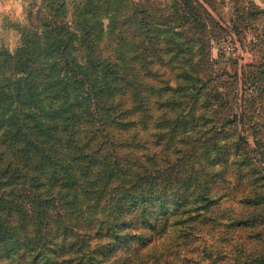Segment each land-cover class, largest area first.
Instances as JSON below:
<instances>
[{
  "label": "trees",
  "instance_id": "obj_1",
  "mask_svg": "<svg viewBox=\"0 0 264 264\" xmlns=\"http://www.w3.org/2000/svg\"><path fill=\"white\" fill-rule=\"evenodd\" d=\"M125 4L80 0L71 22L0 52V264H116L117 256L125 264H264L261 221L198 225L185 216L218 203L217 185L244 166L225 154L222 165L208 160L201 179L195 159L204 147L186 140L190 123L206 121L211 97L193 85L177 90L179 79L176 88L172 78L147 80L150 67L165 65L147 62L164 45L149 47L147 34L157 38L170 22L162 7L121 18ZM119 19L127 30L118 31ZM155 205L157 227L173 218L174 228L150 239Z\"/></svg>",
  "mask_w": 264,
  "mask_h": 264
},
{
  "label": "rangeland",
  "instance_id": "obj_2",
  "mask_svg": "<svg viewBox=\"0 0 264 264\" xmlns=\"http://www.w3.org/2000/svg\"><path fill=\"white\" fill-rule=\"evenodd\" d=\"M79 1L0 0V52L14 53L24 44L31 43L26 39L30 34L44 32L52 24L71 22ZM125 1L121 18L127 13L131 15L133 7H162L163 18L170 22L163 26L165 33L157 38L152 31L147 34L149 47L159 42L164 44L163 52L158 56L150 54L146 57L147 62L165 64L159 69L150 67L145 74L147 80L165 82L172 78L170 86L176 88L173 78L179 79L177 90L184 91L193 85L194 92L202 90L200 93L204 98L211 97L206 106V121L190 123L189 130L191 127L195 130L186 140L204 147L195 159L199 174H203L201 179H205L206 170H201L208 160L214 159L222 165L225 154L230 162L244 166L241 174L229 171L226 182L217 185L220 186L219 195L214 193L212 196L219 198L218 203L214 201L216 204L205 211L189 209L190 214L185 216L197 218L198 225L233 226L247 219L258 220L264 231V0H237L235 6L239 12L231 14L233 9L224 16L220 15V0ZM176 13L179 14L177 18L170 17ZM122 23L119 19L118 31L128 28L132 41H137L140 32L137 20L132 18L127 28L121 26ZM171 27H176L174 32L177 34H172ZM42 42L47 43L45 39ZM156 90L150 86L147 92L154 94ZM197 108L195 111H200ZM149 130H154L152 121ZM255 170L256 175L253 174ZM159 212L163 213L155 205L149 213L150 224L156 226L147 231L150 239L157 235L169 236L174 228L171 227L173 218L165 224V230L157 227ZM186 231V227H181L178 235ZM140 255L138 253L134 260ZM148 261L146 264H152V260ZM116 262L125 264V257L117 256ZM138 263L139 260L134 262Z\"/></svg>",
  "mask_w": 264,
  "mask_h": 264
},
{
  "label": "crops",
  "instance_id": "obj_3",
  "mask_svg": "<svg viewBox=\"0 0 264 264\" xmlns=\"http://www.w3.org/2000/svg\"><path fill=\"white\" fill-rule=\"evenodd\" d=\"M221 1V15H226L231 11V1L232 0H220ZM224 11V12H223ZM226 12V13H225Z\"/></svg>",
  "mask_w": 264,
  "mask_h": 264
}]
</instances>
